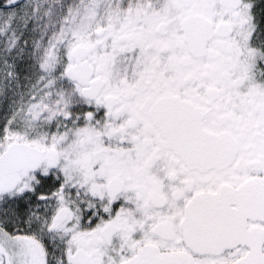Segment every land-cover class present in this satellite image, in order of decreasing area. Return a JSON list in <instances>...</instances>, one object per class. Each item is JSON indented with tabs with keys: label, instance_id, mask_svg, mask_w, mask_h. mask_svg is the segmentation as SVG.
<instances>
[{
	"label": "snow or ice",
	"instance_id": "snow-or-ice-1",
	"mask_svg": "<svg viewBox=\"0 0 264 264\" xmlns=\"http://www.w3.org/2000/svg\"><path fill=\"white\" fill-rule=\"evenodd\" d=\"M0 264H264V0H0Z\"/></svg>",
	"mask_w": 264,
	"mask_h": 264
}]
</instances>
